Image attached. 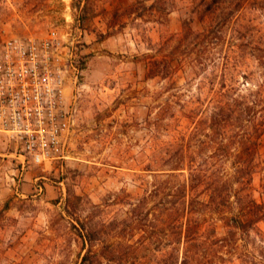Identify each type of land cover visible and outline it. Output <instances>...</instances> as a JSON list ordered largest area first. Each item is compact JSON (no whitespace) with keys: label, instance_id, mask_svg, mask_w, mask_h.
<instances>
[{"label":"rangeland","instance_id":"rangeland-1","mask_svg":"<svg viewBox=\"0 0 264 264\" xmlns=\"http://www.w3.org/2000/svg\"><path fill=\"white\" fill-rule=\"evenodd\" d=\"M154 1L146 10L151 1L88 0L86 9H77L73 0H0V40L40 39L55 30L69 42L80 71L65 89L73 121L64 159L33 164L0 133V264H80L82 234L98 239L92 244L102 255L98 264H160L157 246L172 249L171 236L161 245L158 205L177 184L162 168L164 154L190 132L192 123L178 111L199 87L207 95L206 85H196L211 69L190 84L178 71L167 86L148 79L146 66L174 45L184 22L200 31L220 11L202 19L200 0ZM221 10L234 15L238 44L264 47V5ZM223 31L222 49L232 33L231 27ZM231 72L243 90L254 89L264 74L253 63ZM259 153L253 197L264 205V134ZM211 218L202 223H213L214 235L223 237L222 222ZM256 227L259 234L253 228L209 252L212 264H264V219ZM126 244L132 246L108 254V247L121 252Z\"/></svg>","mask_w":264,"mask_h":264},{"label":"trees","instance_id":"trees-1","mask_svg":"<svg viewBox=\"0 0 264 264\" xmlns=\"http://www.w3.org/2000/svg\"><path fill=\"white\" fill-rule=\"evenodd\" d=\"M146 1L151 3L143 8H155L156 1ZM73 2L77 3V9L87 8L88 0ZM226 4L231 9H242L249 4L264 5V0H200L201 18L220 11L216 21L212 20L200 31L184 22L174 45L159 59L149 58L146 66L148 79L157 78L167 86L175 84L178 71L184 73L183 79L190 84L200 81L201 72L205 74L211 69L196 85H206L207 95L203 97L199 87L197 96L190 97L178 111L192 123L190 132L173 141L164 154L166 165L162 168H168L167 176L177 184L168 188L172 193L169 197L163 194L158 205L164 235L161 245L168 236L172 240L169 252L166 246H157L160 264H212L209 252L249 236L253 228L259 234L256 224L264 219V205L253 197V180L261 156L259 142L264 134V74L259 81L254 80L257 81L254 89L243 90L231 72L253 63L264 73V47L238 44L240 38L236 35L241 30L235 29L238 23L233 14L222 12ZM227 27L232 30L231 41L222 49L219 46ZM243 79L246 84L248 78ZM168 184L169 180L162 182L163 191ZM207 216L214 218L212 222H222L223 237L214 235L213 223H202L208 221L204 220ZM79 238L86 247L80 264H98L101 252L92 251V244L98 239L83 234ZM130 246L126 244L121 252L108 247V254L116 256Z\"/></svg>","mask_w":264,"mask_h":264},{"label":"built area","instance_id":"built-area-1","mask_svg":"<svg viewBox=\"0 0 264 264\" xmlns=\"http://www.w3.org/2000/svg\"><path fill=\"white\" fill-rule=\"evenodd\" d=\"M69 42L51 30L40 39L0 40V133L33 164L65 158L73 113L65 89L80 71Z\"/></svg>","mask_w":264,"mask_h":264}]
</instances>
